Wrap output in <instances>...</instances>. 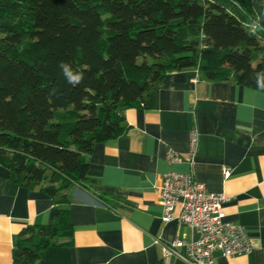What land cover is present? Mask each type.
<instances>
[{
    "label": "trees",
    "instance_id": "16d2710c",
    "mask_svg": "<svg viewBox=\"0 0 264 264\" xmlns=\"http://www.w3.org/2000/svg\"><path fill=\"white\" fill-rule=\"evenodd\" d=\"M189 68L264 92V0H0V165L54 200L49 224L17 234L12 264L71 244L67 190L92 183L87 155L126 132L122 108Z\"/></svg>",
    "mask_w": 264,
    "mask_h": 264
},
{
    "label": "crops",
    "instance_id": "0c3cea01",
    "mask_svg": "<svg viewBox=\"0 0 264 264\" xmlns=\"http://www.w3.org/2000/svg\"><path fill=\"white\" fill-rule=\"evenodd\" d=\"M120 113L126 132L87 155L89 188L67 190L71 244L46 248L36 264H188L163 254L164 245L196 237L177 220H161L157 186L171 171L192 172L208 190L224 194L225 219L249 236V254L216 251L214 264H264V92L189 68L167 73L145 105ZM193 122L199 135L192 162H167L168 149L185 158ZM53 207L48 194L13 182L0 165V264H12L24 226L52 221Z\"/></svg>",
    "mask_w": 264,
    "mask_h": 264
},
{
    "label": "built area",
    "instance_id": "2783aa9c",
    "mask_svg": "<svg viewBox=\"0 0 264 264\" xmlns=\"http://www.w3.org/2000/svg\"><path fill=\"white\" fill-rule=\"evenodd\" d=\"M198 129L193 122L188 133V152L185 156L168 149L165 159L169 163L185 159L192 162L198 145ZM229 171L224 170L228 176ZM162 204V222L177 220L189 226L196 234L190 241L174 240L163 246V254H176L188 264H214V252L232 257L249 254L252 244L245 229L240 224L225 219L222 210L227 200L222 193L212 192L198 181L192 172L171 171L163 175L157 186ZM183 246L184 252L175 251Z\"/></svg>",
    "mask_w": 264,
    "mask_h": 264
},
{
    "label": "clouds",
    "instance_id": "9594fccd",
    "mask_svg": "<svg viewBox=\"0 0 264 264\" xmlns=\"http://www.w3.org/2000/svg\"><path fill=\"white\" fill-rule=\"evenodd\" d=\"M251 30L255 32L257 28L252 27ZM59 67L68 83L75 85L79 84L82 81V73L73 72L69 64L65 62H60ZM255 80L257 83V87L261 90H264V71L257 72L255 74Z\"/></svg>",
    "mask_w": 264,
    "mask_h": 264
}]
</instances>
